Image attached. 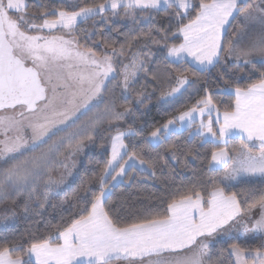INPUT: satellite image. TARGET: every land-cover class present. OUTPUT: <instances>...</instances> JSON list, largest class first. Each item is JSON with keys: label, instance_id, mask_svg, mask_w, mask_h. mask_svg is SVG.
Listing matches in <instances>:
<instances>
[{"label": "snow or ice", "instance_id": "snow-or-ice-1", "mask_svg": "<svg viewBox=\"0 0 264 264\" xmlns=\"http://www.w3.org/2000/svg\"><path fill=\"white\" fill-rule=\"evenodd\" d=\"M97 18L117 33L121 19L148 28L120 33L117 47L79 27ZM189 68L215 71L216 91L199 89L130 148L147 88L170 105L195 87ZM221 95L232 98L222 118ZM181 129L184 145L173 139ZM105 131L110 156L73 193L67 218L45 221L43 233L0 234V264H264V0H0V223L55 207L76 158ZM193 139L212 145L206 180L190 179L162 208L125 217L108 206L114 188L156 177L169 160L189 168L199 158Z\"/></svg>", "mask_w": 264, "mask_h": 264}, {"label": "trees", "instance_id": "trees-1", "mask_svg": "<svg viewBox=\"0 0 264 264\" xmlns=\"http://www.w3.org/2000/svg\"><path fill=\"white\" fill-rule=\"evenodd\" d=\"M49 2L53 5H58L61 0H49ZM93 2H99V0H76V4L81 5ZM29 3L31 5L34 3V0H29ZM166 19L167 17L161 14L156 17V22L164 23ZM234 25L235 24H233L232 28L229 29L226 34V40L232 38V35L235 32L233 29ZM115 26L120 28V33H128L135 29H143L146 31L148 28L146 21L134 23L131 19H121L115 21ZM79 27L81 29H86L89 33L93 34L95 39L98 41L101 39L115 41L117 47H119V45L125 40L124 35H121L113 30V24H105L100 18L89 20ZM81 35H83V33H81ZM143 43L144 41L141 40L137 42V45L142 46ZM133 50L136 49L134 48ZM100 51H103V49L101 48ZM183 67L188 68V65H183ZM187 74L190 80L197 81L195 87L190 89L188 93L179 97L170 105H165L159 100L160 92L158 89L154 91L151 86L147 88V91L152 95L151 102L147 104V109L140 108L137 111V116H139L140 119L139 122L134 125L135 129H142L143 132L142 134L138 132L135 137L126 138L125 142L126 144H129L130 148L132 146L140 145L147 132L152 130L153 127L158 126L160 122L166 121L173 115L178 114L179 111L185 110L187 107L194 104L196 100L204 95L203 92L198 91L199 89L207 85L213 92L216 91V82L214 80L216 75L215 71L205 72L203 74L196 73V75H193L192 69L189 68ZM143 84L144 81L141 80L137 89L139 90ZM214 99L217 102L221 113L223 112L224 107L227 106L226 103H221V101H226L227 103L232 102V98L228 95L215 96ZM140 113H144V115H140ZM130 122L131 118H129L128 123ZM125 127H127V124H125ZM177 136L179 137L178 139L176 136H174L173 139L181 145L186 144L190 139L188 137L187 130L178 132ZM109 137L110 134L107 131L102 132L100 137H98L94 143L90 144L91 151L84 156L83 164L78 170L75 181L68 188L61 190L58 197L51 200V204L55 205V207H48L45 210L43 217L29 216L25 218L21 212V214L11 222L0 223V234L12 236L20 235L26 231L37 230H39L40 233H43V224L45 221L49 224H56L61 221L62 217L67 218V214L64 212V209H66L69 204L74 203L73 193L80 188L81 183L84 180L97 175L99 170L104 167L105 162L109 158ZM235 142H239V139H233L230 142V146ZM192 143L196 145V150L199 152V158L196 160L189 158V168H182L180 161L169 160L168 166L163 168L162 171L157 169L156 177L136 176V180L132 182V186H129V183L125 182L114 188L108 206H115V214H120L125 217L131 216L137 211L142 212L144 208L151 204H156L162 208L163 201L168 199L169 196L172 193H175L178 189L183 190L182 186L187 184L190 179L200 177L201 179L206 180L207 175L204 174L206 173V166L202 163V160L206 155L210 154L212 145L206 144L203 147H200L199 141L195 139L192 140ZM158 151L162 153L163 149H158ZM149 154L152 157L157 156L156 151H152ZM180 160L182 161L183 157H181ZM216 247L219 248L220 245L217 244ZM223 258L225 261L227 260V253H224Z\"/></svg>", "mask_w": 264, "mask_h": 264}, {"label": "rangeland", "instance_id": "rangeland-1", "mask_svg": "<svg viewBox=\"0 0 264 264\" xmlns=\"http://www.w3.org/2000/svg\"><path fill=\"white\" fill-rule=\"evenodd\" d=\"M65 3H66L67 5H69V4H74V3H76V0H65ZM233 29H234V31L238 30V29H239V24H235L234 27H233ZM232 36H233V35H232ZM221 115H222V114H221ZM206 117H207V113H205V118H206ZM221 118H222V116H221ZM184 130H186V129H181L180 131L182 132V131H184ZM180 131H179V132H180ZM193 131H194V130H193ZM125 143H126V142H125ZM235 144H239V143H238V142H235ZM90 148H91V146L89 145V146L85 149V151H84L83 153H81V154L76 158V168L73 169V174H72L71 176H68V177L66 178V180H65V184L61 186V189H62V190L68 188V187H69V186L75 181V179H76V177H77V174H78V170H79L80 166L83 164L84 156H85L88 152L91 151ZM230 148H232V147L230 146ZM256 148L259 149V145H258V143H257ZM109 151H111L110 143H109ZM12 220H13V219H10V220L4 221V222H11ZM4 222H3V223H4Z\"/></svg>", "mask_w": 264, "mask_h": 264}, {"label": "crops", "instance_id": "crops-1", "mask_svg": "<svg viewBox=\"0 0 264 264\" xmlns=\"http://www.w3.org/2000/svg\"><path fill=\"white\" fill-rule=\"evenodd\" d=\"M222 114V113H221ZM222 116V115H221ZM212 119H213V121H215V119H216V113L215 112H213L212 113ZM181 132V131H180ZM233 139H238V137L237 138H233ZM239 143V142H238ZM239 146V144H235V143H233L232 145H231V147L233 148V147H238ZM259 150L260 149H258V148H254L253 149V151L254 152H259Z\"/></svg>", "mask_w": 264, "mask_h": 264}]
</instances>
